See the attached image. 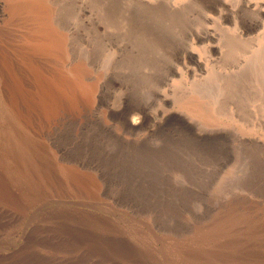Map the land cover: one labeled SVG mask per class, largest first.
<instances>
[{
  "label": "rangeland",
  "instance_id": "374dc122",
  "mask_svg": "<svg viewBox=\"0 0 264 264\" xmlns=\"http://www.w3.org/2000/svg\"><path fill=\"white\" fill-rule=\"evenodd\" d=\"M48 3L0 0V264H264V0Z\"/></svg>",
  "mask_w": 264,
  "mask_h": 264
},
{
  "label": "bare ground",
  "instance_id": "6f19581e",
  "mask_svg": "<svg viewBox=\"0 0 264 264\" xmlns=\"http://www.w3.org/2000/svg\"><path fill=\"white\" fill-rule=\"evenodd\" d=\"M11 2H12V8L11 9H13V11L15 12L16 11V13L17 12H28V13H30L31 15H34V16H37L39 19L38 20H41V22H42V24L44 25V27L45 28H43L44 30H45V33H46V35H47V39H46V41L44 40L43 41V39H44V37H46L45 35H43L44 37H42L41 38V40L42 41H39V42H46L45 44H46V46L48 45V42H49V44L50 43H54V42H56V40H58V38L56 37L55 38V36H58V34L56 35L55 33H56V30L57 29H59V25H57V23H56V21H55V19L51 16V11L52 10H50L51 8V6L49 7V3H48V0H11ZM30 15V16H31ZM22 16V15H21ZM28 19V18H27ZM21 22H23V21H21ZM27 22V21H26ZM39 22L40 21H38V24H39ZM41 25V24H40ZM39 26V25H38ZM40 28V27H39ZM42 32H44L43 30H41ZM60 31V30H59ZM60 34H61V32H60ZM59 37V36H58ZM61 37V36H60ZM63 38V37H62ZM60 39V38H59ZM61 40V39H60ZM67 40V39H66ZM35 41V40H34ZM33 42V41H32ZM57 43V42H56ZM34 44V43H33ZM56 45V44H55ZM39 47H42V46H40V45H38L37 46V48H39ZM52 47V46H51ZM55 47V46H54ZM59 47H61L60 45H58V47H57V49L59 48ZM66 49H67V44H66ZM65 47H64V49H65ZM44 48V47H43ZM60 49H63V48H60ZM63 49V50H64ZM62 50V51H63ZM52 51V50H51ZM60 51V50H59ZM50 52V51H49ZM49 52H47L48 54H49ZM53 52V51H52ZM44 53H46L45 51H44ZM61 53H63V52H61ZM60 55V53L58 54V56ZM66 55H68V54H66ZM61 56V55H60ZM57 57V56H56ZM62 58V57H61ZM64 58V57H63ZM62 58V59H63ZM33 59V58H32ZM34 60V59H33ZM33 63V62H32ZM37 70V69H36ZM81 71V70H80ZM38 72V71H37ZM79 73V72H78ZM81 74V73H80ZM58 83V82H57ZM86 86L85 84H82V86ZM91 86V85H90ZM89 86V87H90ZM88 87V86H87ZM83 89H85V91H86V88H83ZM84 91V90H83ZM89 91V92H88ZM88 91H87V94L90 96V97H92L93 95H94V92H93V89L91 88V89H88ZM87 95V96H88ZM189 103L191 102L190 100L188 101ZM186 104H187V102H186ZM185 104V105H186ZM189 105V104H188ZM192 105H194V104H191V106L190 107H193ZM198 105V104H197ZM200 105V104H199ZM199 105L195 108V110H193L194 112H197L198 113V115H200V116H204V115H206L205 114V110H203V108H201V107H199ZM205 108V107H204ZM207 111V110H206ZM209 113V112H208ZM206 117V116H205ZM213 116L211 115L210 116V118H212ZM209 117H207V119H208ZM142 119V117H134V119H133V123L134 124H138V122H140V120ZM204 119V118H203ZM206 119V118H205Z\"/></svg>",
  "mask_w": 264,
  "mask_h": 264
}]
</instances>
